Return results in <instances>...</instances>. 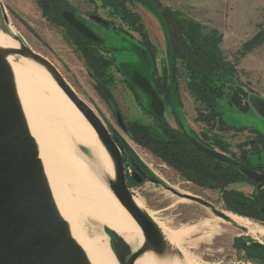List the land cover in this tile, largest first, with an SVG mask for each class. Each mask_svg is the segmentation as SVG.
<instances>
[{
  "label": "rangeland",
  "instance_id": "374dc122",
  "mask_svg": "<svg viewBox=\"0 0 264 264\" xmlns=\"http://www.w3.org/2000/svg\"><path fill=\"white\" fill-rule=\"evenodd\" d=\"M66 1L79 17L85 19L88 24L92 21L90 19L91 15L99 16L105 21L111 22L112 26L107 27L99 23H93L92 21V26L97 24V28L99 29L98 34L103 39L102 46L106 49L108 47L119 49L115 54L119 59L118 63L120 67L125 63L126 59H129L132 66H136L139 72L148 77L151 76V64L147 63V66L144 64V46L141 44L143 38L128 23L122 21L120 16L113 12V9L103 7L102 2L97 0ZM159 1L163 6L181 11L207 28H221V34L223 35L221 49L230 61L237 63L239 81L245 85L246 91L253 89L256 94L264 98V55H261L260 51H258L256 54H250L245 58L237 59L242 45L259 31L261 25H264V0ZM194 4H197V6ZM199 5L202 6L201 9ZM127 6L130 11L140 16L149 40L154 47V61L157 70L156 79L162 78L164 74L169 79L170 63L167 40L161 22L155 15L137 2L129 1ZM202 8L209 11H204ZM246 21L248 22L246 23ZM242 24L245 25L240 29L242 31L241 33L239 32V36L236 33L233 35L232 33L234 32L231 29H237ZM117 27L119 31H117L118 29H113ZM0 29L7 31L9 34L13 32L27 48L49 61H56L57 58H60L61 52L70 38V33L65 27L58 25L43 14L37 0H0ZM69 45L71 49H74L72 43ZM20 58L21 56L16 57V59ZM149 62L151 63L150 60ZM71 87L73 88V86ZM139 92L143 96L144 102L148 104V97L141 91ZM180 98L182 107L179 113L183 126L188 133L212 145L215 150L232 159L248 156V160L252 166L256 168L261 166L264 169V119L253 109L248 112L239 111L231 107L225 99L220 102L221 121L216 120L209 124L198 118V104L187 92L183 79L180 80ZM87 104L92 108L89 103ZM139 104L142 103L139 102ZM94 112L103 121L114 138L115 135L107 122L95 110ZM165 117L173 128L180 129L170 108H167ZM150 122L149 124H151ZM226 127L231 130L226 131ZM150 130L162 139V132L155 123L151 125ZM240 130L245 131L240 132ZM217 140H220L226 146V153L222 152L219 146H217ZM248 142H254L255 144L239 148L240 145ZM133 146L145 166L161 182L157 184L147 181L142 185L136 186V183L130 180L131 172L133 171L132 167L126 165L127 184L133 195L139 196L146 209L156 213L158 219H161L160 222L164 221L163 223H167L169 227L173 228H179L182 225L192 226L209 220L214 222V228L205 229L202 232L201 235L204 238V242L199 247L200 249L196 253L197 256L201 257L206 263L211 264H264L248 260L245 252L239 251L234 247L236 241L241 240L245 245L246 243H251L254 239L242 230H235L233 227L215 220L214 218H217V215L214 214V211L211 212L207 205L204 204V202H207L215 210L231 213L224 203L220 190L202 187L197 183L185 179L175 169L167 166L152 153L144 151L136 145ZM228 190L242 192L246 196H253L256 193V187L248 182L231 184ZM182 193L197 196L200 198V201L189 199V201L183 202L185 199ZM242 217L244 218V216ZM245 218L264 227V222L248 217ZM104 232H106V228ZM109 241L111 248H113V240L110 236ZM260 242L264 243V239Z\"/></svg>",
  "mask_w": 264,
  "mask_h": 264
},
{
  "label": "water",
  "instance_id": "95a60500",
  "mask_svg": "<svg viewBox=\"0 0 264 264\" xmlns=\"http://www.w3.org/2000/svg\"><path fill=\"white\" fill-rule=\"evenodd\" d=\"M63 17L80 34L97 40L89 28L73 13L65 11ZM91 19L97 23H105L98 16H91ZM162 26L174 59L171 35L167 25L162 23ZM15 40L20 43L19 49L0 47V264H89L82 249L71 236L69 226L61 217L53 199L37 143L27 124L17 94L14 75L7 61L12 55L32 59L49 72L95 130L111 156L116 175L115 180L109 182L110 188L136 221L144 238L142 244L134 251L123 237L109 229L112 232V250L119 264H135L139 257L150 251L161 256L165 255L170 245L166 242L159 226L135 203L134 195L127 184L124 156L103 121L78 96L53 63L31 51L19 38L16 37ZM172 77L175 82V67L172 69ZM137 83L151 97L153 111L161 117L164 116L163 100L158 97L150 83L142 82L140 79ZM251 104L252 109L264 119V99L256 98ZM181 128L185 130L183 124ZM187 136L199 151L224 164L240 167L241 173L249 181L256 183L259 189L264 188V173L235 161L188 134ZM138 176L137 173H132L133 178ZM142 181V179L137 180L138 183ZM188 199L200 201L192 197ZM204 204L209 203L204 202ZM213 211L218 217L220 216V211L215 209ZM245 245L264 249V243L256 240Z\"/></svg>",
  "mask_w": 264,
  "mask_h": 264
},
{
  "label": "bare ground",
  "instance_id": "6f19581e",
  "mask_svg": "<svg viewBox=\"0 0 264 264\" xmlns=\"http://www.w3.org/2000/svg\"><path fill=\"white\" fill-rule=\"evenodd\" d=\"M15 37L13 32L0 29V47L19 49ZM16 57L12 55L7 61L57 209L89 264H119L104 229L115 231L134 251L144 238L110 188L109 182L116 175L113 160L95 130L49 72L32 59ZM182 196L183 202L191 197L200 200L189 193ZM134 201L159 226L170 245L165 255L146 252L135 264H211L196 253L204 242L202 232L215 226L212 220L173 228L160 222L158 215L146 209L136 194ZM207 207L214 210L209 204ZM217 218L214 219L244 231L256 241L264 239V227L246 218L223 211Z\"/></svg>",
  "mask_w": 264,
  "mask_h": 264
},
{
  "label": "trees",
  "instance_id": "16d2710c",
  "mask_svg": "<svg viewBox=\"0 0 264 264\" xmlns=\"http://www.w3.org/2000/svg\"><path fill=\"white\" fill-rule=\"evenodd\" d=\"M97 1H101L103 7L113 9V12L120 16L122 21L128 23L143 38L141 44L145 47H143L144 56L152 62L153 69L155 68L153 89L158 97L163 100L165 107L171 109L180 126V129L173 128L165 116L161 117L151 110L150 115L155 125L162 132V139L157 137L150 128L139 124H132L125 128L129 137L135 143L150 151L167 166L175 169L185 179L202 187L220 190L224 203L231 212L264 222V188L259 189L257 184L249 181L241 173L240 167L224 164L199 151L190 142L187 134L204 145L211 147L212 145L181 128L183 122L179 110L182 107L180 98V80L182 79L185 82L187 92L198 104V118L209 124L212 121H221V101L226 99L231 107L242 112H248L252 109V101L256 98H261L260 95L252 90L246 91L245 85L239 81L237 63L230 61L221 49L223 42L221 32L217 29L205 27L181 11L163 6L159 0ZM129 1L141 4L155 15L161 24L165 23L167 25L174 49L173 59L167 44L170 63L169 79H167L166 74L162 78L156 79L157 70L154 61V47L149 40L140 16L129 10L127 6ZM37 2L48 19L65 27L71 37L81 45L94 44L64 19L63 13L65 11H70L76 15V11L66 0H37ZM79 20L86 23L81 18ZM111 26L112 23L108 22L107 27ZM115 29L119 30V28ZM263 44L264 25H261L259 31L242 45L237 59L245 58ZM173 67L176 68L175 82H173L172 77ZM230 130V128L226 127V131ZM243 131L245 130H240V132ZM114 135L113 139L121 149L125 164L129 165V167H139L147 175V179L142 184L147 181L160 184V180L145 166L132 148L118 135ZM254 144V142H248L240 145L239 148L253 146ZM217 146L222 152L226 153L227 148L220 140H217ZM234 160L257 172L264 173L263 167L259 166L256 168L252 166L248 156ZM239 182H248L254 185L256 193L253 196H246L242 192L228 190L231 184ZM135 185L139 186L138 184ZM106 232L109 236L112 234L109 229H106ZM234 247L239 251L245 252L248 260L264 263V249L246 246L241 240L236 241Z\"/></svg>",
  "mask_w": 264,
  "mask_h": 264
},
{
  "label": "crops",
  "instance_id": "0c3cea01",
  "mask_svg": "<svg viewBox=\"0 0 264 264\" xmlns=\"http://www.w3.org/2000/svg\"><path fill=\"white\" fill-rule=\"evenodd\" d=\"M194 5L197 6V4ZM201 7L199 5L200 9ZM202 10L209 11L205 8H202ZM77 16L79 17L76 13V18ZM93 23H87L88 28L102 41L99 42L98 40L88 38L94 44L81 45L70 35L69 40H67V45L64 46L61 52L60 58L50 62L58 68L64 78H66V81L76 90L77 94L85 102L89 103L100 117L107 122L112 132L124 140L142 161L133 145H136L144 151L148 150L135 143L126 133L125 128L132 124H139L150 128L154 123L150 115V111H153L151 97L137 83L140 79L142 82L150 83L153 88L154 71L152 62L150 63L145 57L144 64L146 66L147 63L151 64L150 77L139 72L136 66L133 67L129 59H126L125 63L120 67L118 63L119 59L115 54L119 49L114 47H108L106 49L103 47V39L98 34L99 29L97 28V24L92 26ZM244 25L242 24L234 30L231 29L234 32L232 34L235 35L236 33L239 36L242 31L240 29ZM216 29L221 32V28ZM70 43L74 45V49H71ZM258 51H260L259 53L261 55H264V44L248 55L256 54ZM139 91L148 97V104L144 102L143 96ZM139 102L143 105L139 104ZM166 113L167 107H165L164 116ZM148 152L151 153L150 151Z\"/></svg>",
  "mask_w": 264,
  "mask_h": 264
},
{
  "label": "flooded vegetation",
  "instance_id": "af4514ba",
  "mask_svg": "<svg viewBox=\"0 0 264 264\" xmlns=\"http://www.w3.org/2000/svg\"><path fill=\"white\" fill-rule=\"evenodd\" d=\"M75 15V14H74ZM76 16V15H75ZM91 16H94V15H91ZM91 16H90V19H91ZM99 17V16H98ZM79 18H81V17H78L77 16V19L79 20ZM101 18V17H100ZM82 19V18H81ZM82 20H84L86 23H84L87 27H88V25H87V21L85 20V19H82ZM92 20V19H91ZM79 21H81V20H79ZM93 21V20H92ZM91 21V22H92ZM103 21L105 22V23H103L102 25H104V26H107L108 25V21H105L104 19H103ZM82 22V21H81ZM93 22H95V21H93ZM83 23V22H82ZM95 23H97V22H95ZM99 24H101V23H99ZM90 30V29H89ZM91 31V30H90ZM95 37L97 38V36L95 35ZM97 40L100 42V41H102L100 38H97ZM207 146V145H206ZM132 172H131V178H130V180H132L133 182H135L136 184H138V185H141L143 182H144V180H146L147 179V175L145 174V172L143 171V170H141L139 167H132ZM132 173H137L139 176L138 177H136V178H133L132 177ZM138 179H142L143 181H142V183H138L137 182V180ZM110 237L112 238V234H110Z\"/></svg>",
  "mask_w": 264,
  "mask_h": 264
}]
</instances>
